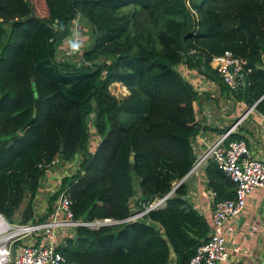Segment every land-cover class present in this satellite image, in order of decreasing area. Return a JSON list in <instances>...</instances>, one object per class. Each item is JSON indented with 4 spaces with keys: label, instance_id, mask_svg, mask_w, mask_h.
<instances>
[{
    "label": "trees",
    "instance_id": "1",
    "mask_svg": "<svg viewBox=\"0 0 264 264\" xmlns=\"http://www.w3.org/2000/svg\"><path fill=\"white\" fill-rule=\"evenodd\" d=\"M41 2L44 15L31 0H0V212L10 220L22 201L15 219L36 214L53 159L62 175L38 218L63 186L82 219L123 218L136 192L139 208L167 191L194 159L190 136L203 96L175 68L181 61L226 88L211 55L229 49L244 57L237 97L264 113V0ZM78 18L90 32L81 59H56ZM113 81L128 93L116 96ZM205 170L215 200L233 195L234 183L213 161ZM185 187L180 182L163 206L137 219L76 226L57 246L65 264H188L208 225L183 197Z\"/></svg>",
    "mask_w": 264,
    "mask_h": 264
},
{
    "label": "built area",
    "instance_id": "2",
    "mask_svg": "<svg viewBox=\"0 0 264 264\" xmlns=\"http://www.w3.org/2000/svg\"><path fill=\"white\" fill-rule=\"evenodd\" d=\"M210 59L224 84L231 89L232 93H236L241 85L238 75L243 74L244 57L234 55L229 49H224L219 54H212ZM189 70L198 72L194 68H189ZM203 77L204 75L201 74L199 84ZM194 86L199 85L194 84ZM232 127L231 125L212 135L211 138L208 137L199 146L194 143L192 149L194 159L183 177L173 180L170 188L163 194L147 202H141L139 208L133 204V199L138 196L136 192L128 201L130 213L118 219L111 217L74 218L69 207L70 199L65 186L58 189L52 210L45 217L38 218L37 214L45 211V195L57 189L62 175L53 165L56 159L51 160L49 167L47 165L49 163L45 164V176L41 180L40 189L35 197L36 214L30 219L21 221L15 218L10 220L0 212V264H65L64 256L57 246L62 245L69 234L62 231L79 225L97 228L101 225L137 219L149 209L163 206L166 197L172 195L174 187L186 173L195 169L200 170L208 160L213 161L234 183V190L231 197L212 200L210 211L212 228L209 229L205 240L196 246L188 264H247L243 260L232 259L228 256L225 238L220 227L224 220L241 210L245 196L251 189L264 186V159L251 155L243 139L230 138L228 134ZM50 178H52L51 182ZM210 190H207L209 195ZM211 193H213L212 190ZM39 197H41L40 202ZM162 229V226L158 227L160 232Z\"/></svg>",
    "mask_w": 264,
    "mask_h": 264
},
{
    "label": "crops",
    "instance_id": "3",
    "mask_svg": "<svg viewBox=\"0 0 264 264\" xmlns=\"http://www.w3.org/2000/svg\"><path fill=\"white\" fill-rule=\"evenodd\" d=\"M261 56L264 57V53ZM175 68L193 86L198 84L199 86L194 87L203 94L195 114L199 127L190 136L191 150L194 143L199 146L208 137L211 138L212 135L232 125L228 136L233 133L236 137L229 136L230 138L243 139L251 155L264 159V113L254 107V104L247 105L244 98H238L236 94L238 90L232 93L222 79L220 80L226 88L219 80L205 76L199 84L201 74L189 70L184 61L176 64ZM212 69L215 70L217 77H220L214 65ZM180 182L186 183L183 197L201 214L209 231L212 228L210 213L212 200L217 198L216 191L208 185L205 166L200 170L195 169L186 173ZM208 189L213 191L211 193L210 190L212 197ZM40 199L41 197L39 202ZM220 229L230 258L243 260L247 264H264V186L251 189L245 196L241 210L224 220ZM62 232L75 236L74 229ZM168 264H175V258H171Z\"/></svg>",
    "mask_w": 264,
    "mask_h": 264
},
{
    "label": "rangeland",
    "instance_id": "4",
    "mask_svg": "<svg viewBox=\"0 0 264 264\" xmlns=\"http://www.w3.org/2000/svg\"><path fill=\"white\" fill-rule=\"evenodd\" d=\"M33 6H34V12L38 15H44L45 14V10H44V7L42 5V2L41 0H31ZM187 3V1H186ZM188 4V3H187ZM192 10V8H190ZM80 27H83L79 30ZM76 31H79L81 33V38L84 39L85 43L90 39V32H89V27L88 25H86V23H84L81 19H75L73 20V24L72 26L70 27V32H69V38H67V40H65V43H64V46L62 49L60 50H56V53H55V57L56 59H63L65 56H71V58H76L77 60H80L81 57H80V54H72L70 52V49H69V46H68V41L69 39H72L74 38L73 37V33L76 32ZM59 47V46H58ZM61 51V52H60ZM98 60V59H96ZM214 65V64H213ZM109 89L110 91H112L113 93H115L116 96H123L125 94L128 93V89L126 88L125 84L119 82V81H113L109 84ZM224 96V95H223ZM89 130H91L89 128ZM91 133V136L93 137L92 138V141L90 144L92 143H95L93 140L96 138V134L94 132H90ZM23 202L22 201L20 203V205L18 206V208L16 209L15 211V214H14V217L15 218H18V215H19V211L23 205Z\"/></svg>",
    "mask_w": 264,
    "mask_h": 264
},
{
    "label": "clouds",
    "instance_id": "5",
    "mask_svg": "<svg viewBox=\"0 0 264 264\" xmlns=\"http://www.w3.org/2000/svg\"><path fill=\"white\" fill-rule=\"evenodd\" d=\"M73 37L74 38L68 41L70 52L72 54H81V50L85 46V41L81 38V33L79 31L74 32Z\"/></svg>",
    "mask_w": 264,
    "mask_h": 264
},
{
    "label": "water",
    "instance_id": "6",
    "mask_svg": "<svg viewBox=\"0 0 264 264\" xmlns=\"http://www.w3.org/2000/svg\"><path fill=\"white\" fill-rule=\"evenodd\" d=\"M239 76V78H240V80H241V83H242V85H245V78H244V75L243 74H240V75H238ZM34 104H36V100H34ZM35 115V107H33V109H32V116H31V118L26 122V125H28L30 122H31V120L33 119V116Z\"/></svg>",
    "mask_w": 264,
    "mask_h": 264
}]
</instances>
